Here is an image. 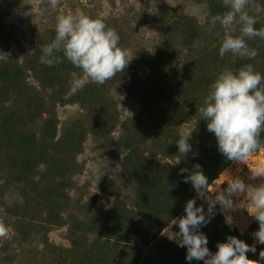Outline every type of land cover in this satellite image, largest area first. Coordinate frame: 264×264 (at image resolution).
I'll return each instance as SVG.
<instances>
[{
	"label": "rangeland",
	"instance_id": "374dc122",
	"mask_svg": "<svg viewBox=\"0 0 264 264\" xmlns=\"http://www.w3.org/2000/svg\"><path fill=\"white\" fill-rule=\"evenodd\" d=\"M214 1L59 0L53 8L49 0H0V222L10 229L0 238V264H55L61 256L67 261L86 256L96 231L74 235L78 223L95 219L97 226L111 227L108 213H115L120 202L132 204L133 173L126 163L130 151L179 181L189 174H179L180 169L199 157L209 152L223 156L214 134L202 125L200 105L193 102H200L197 95L183 105L181 93H167L156 119L148 108L141 110L145 83L187 78L200 54L214 47L220 26L210 32L207 15L215 14ZM254 3L264 7V0ZM78 12L115 29L119 46L131 58L124 72L103 85L80 83L81 71L62 54V62L51 67L43 56L42 48L55 37L57 16ZM262 26L264 13L256 27ZM247 43L259 53L252 64L261 66L264 40ZM171 99L177 104L170 113ZM185 127L194 129L189 141L193 152L183 157L170 145L177 144ZM23 143L30 145V160L19 178L13 147ZM193 153H198L195 158ZM256 167H264V151L227 166L209 186L211 195L224 191L235 177L264 182L249 179V169ZM233 200L238 207L228 214L245 236L256 220L243 196ZM178 232L173 223L158 238H178ZM128 238L131 244L136 241L131 233Z\"/></svg>",
	"mask_w": 264,
	"mask_h": 264
},
{
	"label": "clouds",
	"instance_id": "9594fccd",
	"mask_svg": "<svg viewBox=\"0 0 264 264\" xmlns=\"http://www.w3.org/2000/svg\"><path fill=\"white\" fill-rule=\"evenodd\" d=\"M55 8L59 0H49ZM226 9L223 13L209 12V31L219 25L223 33L216 32L221 38L219 56L223 59L227 54L246 60H254L258 51L251 48L248 40L260 38L264 40V26L257 28L260 14L264 7L254 0H222ZM198 11V10H197ZM120 37L115 29L101 18H92L83 13L61 14L57 16L55 37L42 48L43 56L51 67L58 65L63 59L70 62L82 73L80 83L92 82L103 85L122 73L131 58L125 49L119 46ZM200 120L207 122V130L214 134L218 151L234 163H245L255 153L264 151V75L256 71L252 63H246L238 70H222L210 84L201 106L197 108ZM194 129L187 127L179 132L177 140L179 154L186 157L193 152L190 139ZM198 153H193V158ZM180 163L177 160L175 164ZM185 183H191L197 198L207 203L196 205V198L186 202L185 215L175 219L180 237L179 247H186L187 261H203V264H260L264 260V249L259 252L260 259H250L247 253L256 252L255 245H249L236 236H228L226 242L216 245L217 251L212 253L208 248V238L200 231L214 215L219 204L225 213V223L232 227L233 217L228 214L238 205L233 197H244L248 202V213L259 224L252 235L258 244L264 245V182L259 184L245 183L239 177L232 178L224 191H209V180L199 164L193 170L180 169ZM249 179L264 181V167L249 169ZM10 229L0 222V238H6Z\"/></svg>",
	"mask_w": 264,
	"mask_h": 264
},
{
	"label": "trees",
	"instance_id": "16d2710c",
	"mask_svg": "<svg viewBox=\"0 0 264 264\" xmlns=\"http://www.w3.org/2000/svg\"><path fill=\"white\" fill-rule=\"evenodd\" d=\"M214 7L215 14L223 13L226 9L222 5V0H215ZM221 32L219 27L218 31ZM214 47L209 50H204V55L200 54L192 65L191 75L187 78L173 79V80H153L145 83L143 89V98L141 110L149 109L155 119L160 110L164 109L161 105L162 101H166L167 93L174 95V93H181L183 105L190 102L193 95H197V100H193L195 104L201 106L203 99L209 91L210 84L214 81L217 75L224 69L232 71L238 70L246 63H253V60H246L236 57L237 62L233 61L232 54H227L223 59L219 56L220 41L217 36L213 39ZM262 56V55H261ZM204 57L208 60L203 61ZM254 65V64H253ZM256 71L264 75V63L257 67L254 65ZM212 78H208V77ZM205 77V79H204ZM89 98V97H88ZM168 110H171L177 104V99H171ZM102 108H105L101 106ZM184 107V106H183ZM185 108V115L190 110V105ZM202 121V125L206 126L207 122ZM136 128H139V121L136 120ZM54 131V130H53ZM264 137V133H262ZM32 139L31 136L27 140ZM170 149L178 152V145L171 143ZM30 145L23 143V145L13 147L14 163L19 165L18 176L26 173L24 165L29 166L30 156L27 153ZM53 148V147H52ZM132 158V159H131ZM129 160L133 162H129ZM126 163H130L132 169V179L134 182V194L131 199L132 204L120 202L116 205L115 213L110 211L108 219L112 221L111 227L97 226L95 219L87 223H78L76 232L96 231V238L91 246V251L86 256L81 254L74 255L71 261H67L64 257H58L55 264H112L110 256L116 258L115 264H203L202 261H187L186 247H179L178 242L180 237L165 240L158 238L161 233L167 230L175 219L185 214L184 208L189 199L196 198V205L204 206V211L207 213V203L204 199L197 198V194L193 189L191 183L179 181L173 175L165 176L164 170L154 168L150 163H144L141 158L137 157V151H130L126 158ZM232 161L225 157L207 153L203 157H199L195 164L186 165L189 172L193 170L194 165L199 164L209 180V186L218 179L222 171L229 166ZM17 165V166H18ZM208 186V187H209ZM49 198L46 197L45 200ZM127 204V205H126ZM134 228L131 232L129 228ZM259 224L256 221L250 227L245 236H241L236 228L226 225L219 208L216 206L214 215L206 226H202L200 231L208 238V248L216 250V245L219 242H226L228 236H236L249 245H255L256 252L247 253L250 259L259 260V247L261 244L256 243L253 233L258 230ZM88 229V230H86ZM85 230V231H84ZM136 236L134 243L129 242L128 234ZM264 264V260L260 261Z\"/></svg>",
	"mask_w": 264,
	"mask_h": 264
}]
</instances>
